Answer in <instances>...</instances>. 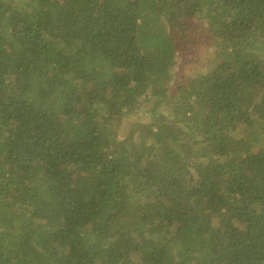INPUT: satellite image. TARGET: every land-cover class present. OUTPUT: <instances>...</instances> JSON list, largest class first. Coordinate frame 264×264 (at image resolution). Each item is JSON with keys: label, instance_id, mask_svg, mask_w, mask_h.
<instances>
[{"label": "trees", "instance_id": "obj_1", "mask_svg": "<svg viewBox=\"0 0 264 264\" xmlns=\"http://www.w3.org/2000/svg\"><path fill=\"white\" fill-rule=\"evenodd\" d=\"M0 264H264V0H0Z\"/></svg>", "mask_w": 264, "mask_h": 264}, {"label": "rangeland", "instance_id": "obj_2", "mask_svg": "<svg viewBox=\"0 0 264 264\" xmlns=\"http://www.w3.org/2000/svg\"><path fill=\"white\" fill-rule=\"evenodd\" d=\"M73 46V43H70ZM160 102L156 100L148 101V103L136 102L132 105H127L121 114H118L111 122V133L112 135H119L124 132L126 127H129L134 122L139 120L150 121L155 120L159 114L169 117L171 115V108L169 110H164L167 108L164 105L158 104ZM174 110V109H173ZM169 120L168 122H170ZM147 127H150L148 124ZM174 126V123L172 124Z\"/></svg>", "mask_w": 264, "mask_h": 264}]
</instances>
